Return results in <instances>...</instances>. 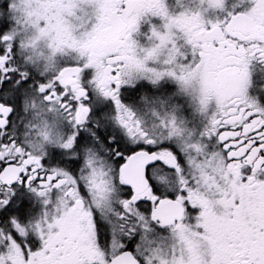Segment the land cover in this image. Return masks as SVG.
Masks as SVG:
<instances>
[{
	"label": "snow or ice",
	"instance_id": "snow-or-ice-1",
	"mask_svg": "<svg viewBox=\"0 0 264 264\" xmlns=\"http://www.w3.org/2000/svg\"><path fill=\"white\" fill-rule=\"evenodd\" d=\"M0 264H264V0H0Z\"/></svg>",
	"mask_w": 264,
	"mask_h": 264
}]
</instances>
